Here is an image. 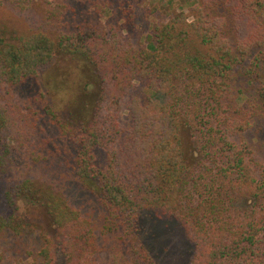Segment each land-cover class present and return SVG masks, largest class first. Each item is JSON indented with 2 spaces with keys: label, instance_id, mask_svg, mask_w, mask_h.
<instances>
[{
  "label": "trees",
  "instance_id": "trees-1",
  "mask_svg": "<svg viewBox=\"0 0 264 264\" xmlns=\"http://www.w3.org/2000/svg\"><path fill=\"white\" fill-rule=\"evenodd\" d=\"M8 1L20 12L41 4L61 29L0 31V179L13 148L30 145L47 118L75 149V176L97 182L103 210L97 223L50 186L11 185L8 205L16 210L23 195L45 207L49 223L0 213V264L2 240L28 233H37L40 264H95L104 251L99 224L127 243L126 264L170 263L159 233L176 226L191 246L186 264H264V163L243 138L264 117V81L257 72L244 104L234 88L239 75L254 80L253 68L264 65V0H160L177 10L152 24L142 47L103 20L63 25L48 0ZM110 3L97 7L108 12ZM66 55L83 64L85 92L73 114L64 117L42 89L17 97L15 88L39 85ZM137 81L155 98L129 97Z\"/></svg>",
  "mask_w": 264,
  "mask_h": 264
},
{
  "label": "rangeland",
  "instance_id": "rangeland-1",
  "mask_svg": "<svg viewBox=\"0 0 264 264\" xmlns=\"http://www.w3.org/2000/svg\"><path fill=\"white\" fill-rule=\"evenodd\" d=\"M108 0H48L50 8L62 12L63 25H75L90 19L103 20L124 28L126 39L136 46L146 44V36L151 31L153 23L167 21L174 13V9L164 6L160 0H111L108 12H102L97 4L104 6ZM49 12L38 3L30 9L20 12L9 5L8 0H0V31L15 30L29 32L37 29H47L56 33L61 29L53 24L55 19L50 18ZM251 59L245 62L250 66ZM80 61L72 55L60 57L58 61L42 72L41 83H28L15 88L14 92L21 100L37 95L42 89L47 100L53 102L58 111L64 116L75 112V104L84 95ZM253 79L239 75L234 83L236 94H241V103L246 97L252 96L257 90V72L264 81V65L262 68H253ZM153 96L143 82L137 81L136 87L129 97L141 98ZM153 98H155L153 96ZM127 103L122 111V124L128 126L131 122ZM253 126L244 132L243 138L252 148L257 158L264 163V117H256ZM15 145V144H14ZM75 149L61 137L60 132L47 118L39 122L36 134L30 145L15 146L12 151V160L8 174L0 179V213L14 214L18 220L28 221L39 228L46 229L48 216L41 203H34L23 195L17 196V209H12L6 201V191L11 185L31 179L34 183L52 187L55 192L67 200L83 207L84 212L92 213L94 220L99 222L102 208L99 203L100 188L95 180L82 181L73 173ZM97 163L104 168L106 154L101 148L96 150ZM35 204V205H34ZM177 228V229H176ZM170 232H160L162 247L160 252L167 253V264H186L191 246L185 240V234L176 226ZM99 242L104 249L103 253L95 257V264H126L129 260L127 243H121L118 233H104L100 224L97 227ZM185 242V244H184ZM164 244H166L164 246ZM5 254L4 264H40V242L37 233H28L25 236L7 235L1 242ZM167 245H171L168 250ZM176 247V248H175ZM189 247V250L187 248ZM182 252V253H181ZM184 252V253H183Z\"/></svg>",
  "mask_w": 264,
  "mask_h": 264
}]
</instances>
